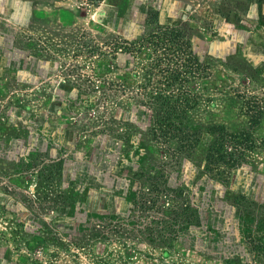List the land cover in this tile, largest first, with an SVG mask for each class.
<instances>
[{"label": "rangeland", "instance_id": "1", "mask_svg": "<svg viewBox=\"0 0 264 264\" xmlns=\"http://www.w3.org/2000/svg\"><path fill=\"white\" fill-rule=\"evenodd\" d=\"M148 12L186 34L204 68L203 77L186 85L200 97L188 112L200 136L191 164L163 158L178 194L158 200L183 204L189 197L203 226L180 231L166 244L149 241L148 230L132 224L160 216L162 204L156 214L127 198L150 191L122 188L132 153L119 163L113 144L99 133L115 110V134L127 131L119 107L131 102L128 87L143 83L141 68L152 52L116 53L112 45L140 36ZM12 34L40 53L34 67L21 61L23 50L7 44ZM99 80L110 84L105 100ZM8 100L42 118L30 130L11 105L0 111V264H263L220 211L222 179L203 162L209 128L249 132L250 107L264 106V0H0V107ZM53 107L57 112L48 114ZM256 142L249 167L232 170L226 185L264 205V147Z\"/></svg>", "mask_w": 264, "mask_h": 264}, {"label": "trees", "instance_id": "2", "mask_svg": "<svg viewBox=\"0 0 264 264\" xmlns=\"http://www.w3.org/2000/svg\"><path fill=\"white\" fill-rule=\"evenodd\" d=\"M142 22L144 23L141 26L140 36H136L131 41H122L123 45H112V50L116 53L131 50L134 54H141L146 47L152 52L151 62L141 68L143 83L128 87L132 95L127 98L131 99V102H126V107H119L120 119L123 125L127 126V131L115 134L111 125L118 116L115 110L107 115L103 123L101 122L103 130L99 133H104V137L108 139L107 142L113 144L119 163L128 152L132 153L134 164L126 171L127 184L122 188H126L127 193H131L147 187L149 194L153 193L152 195L155 196L153 198L145 194L144 197L137 199V195L130 194L127 198H130L138 209L154 210L156 214H160L158 204H162L163 210L160 216H145L142 219H135V223L132 224L141 225L148 230L149 241L166 244L174 240L180 231L203 226L201 213L198 207H191L192 202L189 197L183 204L163 203V201L159 203L158 200L162 195L166 197L168 192L173 194V198L178 194V190L169 184L167 163L163 158L168 156L175 159V165L178 166L185 163L189 166L191 164L189 156L195 149L200 136L198 129L191 125L188 112L197 105L200 97L186 85L203 77L204 68L186 34L168 25L163 26L158 22V16L155 13L148 12ZM11 36L14 39L8 40L7 44L12 45L14 50H23L21 61L26 62L27 68L34 67L33 60L39 59L40 53L29 52L27 45L16 41L13 34ZM29 72L35 74L34 71ZM62 81L71 90L77 86L67 78ZM96 84L101 98L105 100L106 91L111 89L110 84L100 80ZM67 96L70 97V94L67 93ZM57 99L59 97L55 95L53 104H57ZM7 105H11L16 119L24 122V128L30 130L39 128L35 126L36 121L42 117L35 119L30 114L26 115L17 103L10 104L9 100L7 104L1 105L0 111H6ZM250 108H253V111L249 109V132L230 134L220 127L208 129L210 142L205 152L203 168L207 172L215 173L219 179L221 177L223 185L218 182L219 180L215 181L219 183L217 200L220 211H225L239 239L249 247L255 259L264 264V205L255 203L244 193H238L237 190L226 185L228 181L226 178L232 170L249 167L247 157L255 148H259L256 142L258 139L264 147V106L260 104ZM47 112L49 114L57 110L53 107ZM60 112H62L61 109ZM71 113L74 114V112ZM82 114L84 116L79 117L85 119L88 112ZM86 124L89 126L88 123ZM255 134L260 138H257ZM152 144L159 147H154ZM57 164L62 165L61 161ZM169 196L172 195L169 194ZM169 201L173 199L170 198ZM145 218L147 221L144 222Z\"/></svg>", "mask_w": 264, "mask_h": 264}, {"label": "crops", "instance_id": "3", "mask_svg": "<svg viewBox=\"0 0 264 264\" xmlns=\"http://www.w3.org/2000/svg\"><path fill=\"white\" fill-rule=\"evenodd\" d=\"M19 122H20V119H19Z\"/></svg>", "mask_w": 264, "mask_h": 264}]
</instances>
